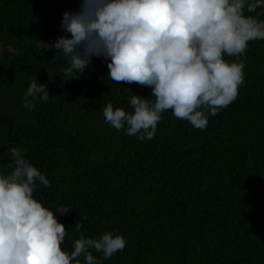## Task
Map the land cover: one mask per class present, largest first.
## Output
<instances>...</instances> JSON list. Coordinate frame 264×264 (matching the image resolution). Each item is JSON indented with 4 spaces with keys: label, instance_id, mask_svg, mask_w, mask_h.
<instances>
[{
    "label": "trees",
    "instance_id": "trees-1",
    "mask_svg": "<svg viewBox=\"0 0 264 264\" xmlns=\"http://www.w3.org/2000/svg\"><path fill=\"white\" fill-rule=\"evenodd\" d=\"M79 0H0V174L19 148L49 180L34 198L56 212L74 250L80 233L123 235L126 246L100 264H264V40L248 42L244 83L203 130L162 114L155 137L140 141L105 122L112 103L131 113L130 96L149 89L111 81L103 58L84 75L64 76L62 52L38 41L65 35L62 14ZM245 15L264 20V8ZM36 78L49 99L22 106ZM79 223L80 229L75 228ZM82 259V257H81Z\"/></svg>",
    "mask_w": 264,
    "mask_h": 264
},
{
    "label": "clouds",
    "instance_id": "clouds-1",
    "mask_svg": "<svg viewBox=\"0 0 264 264\" xmlns=\"http://www.w3.org/2000/svg\"><path fill=\"white\" fill-rule=\"evenodd\" d=\"M257 8L264 0H79L77 10L62 14L65 35L38 42L42 54L63 53L64 76L84 75L97 57L106 61L111 81L149 89L153 100L130 96L131 113L112 103L103 108L112 128L145 141L155 137L168 110L203 130L210 116L235 100L245 63L225 56H242L249 41L264 40V20L245 15ZM49 97L47 85L34 78L22 106L30 110L35 100ZM10 156L12 171L0 174V264H100L92 249L104 259L124 249L123 235L81 232L74 250H62L67 230L56 213L71 210L44 207L34 192L49 180L19 148Z\"/></svg>",
    "mask_w": 264,
    "mask_h": 264
}]
</instances>
